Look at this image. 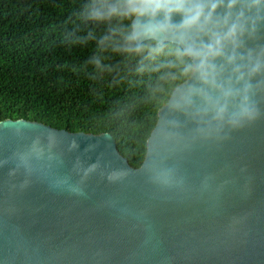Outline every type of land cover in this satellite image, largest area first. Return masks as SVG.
Segmentation results:
<instances>
[{
	"label": "water",
	"instance_id": "95a60500",
	"mask_svg": "<svg viewBox=\"0 0 264 264\" xmlns=\"http://www.w3.org/2000/svg\"><path fill=\"white\" fill-rule=\"evenodd\" d=\"M168 101L141 168L107 134L1 122L0 264H264V119L194 140ZM150 161L184 183L154 182Z\"/></svg>",
	"mask_w": 264,
	"mask_h": 264
},
{
	"label": "clouds",
	"instance_id": "9594fccd",
	"mask_svg": "<svg viewBox=\"0 0 264 264\" xmlns=\"http://www.w3.org/2000/svg\"><path fill=\"white\" fill-rule=\"evenodd\" d=\"M83 18L93 27L76 42L95 43L88 63L100 72L109 53L166 58L168 111L195 124L192 139L224 141L264 119V0H90ZM146 170L165 186L184 183L165 162Z\"/></svg>",
	"mask_w": 264,
	"mask_h": 264
},
{
	"label": "trees",
	"instance_id": "16d2710c",
	"mask_svg": "<svg viewBox=\"0 0 264 264\" xmlns=\"http://www.w3.org/2000/svg\"><path fill=\"white\" fill-rule=\"evenodd\" d=\"M90 0H0V123H39L72 134H107L117 153L141 168L157 110L172 92L164 57L106 54L103 72L88 61L96 45L77 43L93 25Z\"/></svg>",
	"mask_w": 264,
	"mask_h": 264
}]
</instances>
